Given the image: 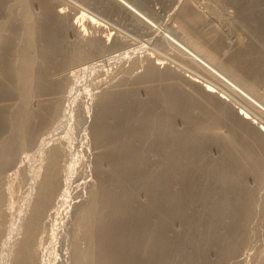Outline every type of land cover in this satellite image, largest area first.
Listing matches in <instances>:
<instances>
[{
  "label": "bare ground",
  "instance_id": "6f19581e",
  "mask_svg": "<svg viewBox=\"0 0 264 264\" xmlns=\"http://www.w3.org/2000/svg\"><path fill=\"white\" fill-rule=\"evenodd\" d=\"M5 1L0 0V11L6 8ZM40 1L43 5L41 6L43 13L39 18H34L31 15L28 1H20L17 2L16 7H10L8 18L13 13L16 14L22 33L18 38L23 42L22 47L16 53L13 52V62H9L10 46L17 36L16 28L18 26L16 27L13 19L6 20L0 25V70L4 79L17 86L16 93L20 94L22 101L21 106L14 110L15 113H12L15 116L14 121L12 120L13 123L10 119L12 134L9 135L11 136L4 143L3 141L0 143L2 144L0 147V171L4 166L13 162L17 148L32 144L36 131L38 133L36 126L39 121L44 120L42 119L43 114H41L43 111L31 112L29 110L28 104L31 98L50 93L52 99L56 93L61 94L65 85L63 86L64 83L61 80L58 82L51 80L50 71L69 62L88 58L99 47L98 43L92 44V41L90 49L78 45L73 50L71 49V53H65L66 51L64 52L63 46H61L63 40L62 17L51 10L50 0ZM121 1L130 11L136 14L140 13V10L132 4H128L125 0ZM179 16L180 26L193 35L188 36L187 43L195 51L172 36L164 38L205 68L218 81L239 92L254 106L264 110V105L249 91L238 86L232 78L212 64L221 62L208 51L210 49L207 50L202 46L203 44L194 35V23L197 15L184 9ZM88 17L91 22V17L89 15ZM149 24L154 25L151 21ZM71 28L76 29V25L72 24ZM197 52L204 53L208 60L202 58ZM257 61L255 53L246 51L238 54L231 63L238 66L236 68L244 70L246 65H249L253 71V69H260ZM224 66L238 80L242 79L236 72L233 73L232 68ZM169 75L171 76V74ZM169 75H162L155 66H150L143 74L142 79L150 84L149 81L159 82L162 77ZM168 82L170 83L154 90L149 85L151 91L148 94V99L144 102L137 98L136 82V89H133L134 85L129 88V83H127V89L123 86L124 89H122L121 85L119 86L121 89H118L117 86L113 87V90L114 88L117 90L107 92L97 103V113L91 127V134L96 149L99 183L92 201L85 208L83 221L85 247L74 252V264H81L82 259L86 260V264H201L206 257L200 252L201 247L198 248L199 250H187L181 241H179L180 244L174 242L168 220L175 218L178 220L182 218L187 226L197 232L205 247L221 246L228 249L229 253H234L241 243L243 222L248 214L247 210L250 208H248L249 200L252 199L248 198L245 187L242 185V175L245 172L257 173L261 171L259 169L261 167L259 166V153L264 147L262 136L264 130L259 128L256 131H251L250 126L247 127L250 123L248 112L239 109L240 112L235 114L233 111V113L228 111L229 108L224 107L226 97L217 94L211 83H202L195 76L179 78L176 83L171 80ZM250 83L246 82V87L251 91L254 87ZM130 86L132 85L130 84ZM141 86L143 87V84ZM144 86L147 87L146 90L149 89L148 86ZM12 93H15L13 89L0 82L1 99ZM51 93H54V96ZM11 96L10 98H12ZM0 104L2 106L1 102ZM9 105H11L10 102ZM59 106L57 102L48 101L43 108L47 113L55 115ZM160 106L162 108L164 106V108L158 110ZM10 107L8 108L10 109ZM6 111L0 109V131L7 124L8 119L4 115ZM12 116L10 117L12 118ZM52 116L49 115L51 119L54 118ZM176 116L182 117L190 125L192 131L190 139H185L186 134L183 135V131L179 132L173 127V120ZM33 118H39L38 124L32 122ZM231 123H235L237 126L234 127ZM244 124H246L245 130H241V126L243 128ZM226 126L229 127V133L224 139L221 129ZM255 127L258 126L255 125ZM255 127L254 129H256ZM134 135L139 137L135 140L132 138ZM213 143L219 144L223 148L221 160L213 162V167L208 172L209 176L220 185L219 192L215 193L214 190H207V192L204 189L212 198L210 206L205 208L202 213L200 211L199 216H193L194 213L193 217L187 216V209H185L187 201L191 202L194 199L191 197L188 200L189 195L192 194H189L187 189L188 180L192 177L196 165L198 166L204 161L200 159L207 146ZM149 152L161 153L160 158L163 159L164 164L160 169L150 168ZM59 156L61 155L56 147L47 150L46 173L44 172L45 176L36 186L37 193L34 195L36 197L30 204L29 213L21 228L23 237L11 254L10 261L13 264H40V259L36 254L37 248L40 246L37 240L39 233L45 228L46 216H51L49 211L52 207L50 205L59 184ZM198 160L201 162L198 163ZM101 161L107 162V171L100 170ZM129 183L137 184L144 190L147 198L146 203H137L134 193L126 188V184ZM200 187L202 188V186ZM226 209H228L227 212ZM221 228L224 229V232L221 231Z\"/></svg>",
  "mask_w": 264,
  "mask_h": 264
},
{
  "label": "rangeland",
  "instance_id": "374dc122",
  "mask_svg": "<svg viewBox=\"0 0 264 264\" xmlns=\"http://www.w3.org/2000/svg\"><path fill=\"white\" fill-rule=\"evenodd\" d=\"M6 1L4 3L6 8L0 11V25L6 20L13 19L16 27L18 26L16 40L13 39L11 43L13 47L10 46L9 62H13L14 53L22 47L23 42L18 38L22 33L16 14L13 13L8 18L10 7H16L17 2L28 1L31 15L34 18H39L43 13V7H41L43 5L40 0ZM50 1L51 10L62 17L63 40L61 46H63L64 52L66 51L65 53H71V49L73 50L78 45L90 49L92 41V44L98 43L99 47L96 49L97 52H93L88 58L69 62L50 71L51 80L56 82L61 80L64 83L63 94L61 92L63 96L60 93V96L58 93H56L58 96L51 93L54 96L51 99L50 93L49 95L48 93L43 94L45 97L42 94L36 95L34 96L36 99L32 97L28 104L31 112L43 111L44 113L41 114H43L42 119L44 120L39 121V118H33L32 122L38 124L39 121V124H36L38 133L36 131L37 135L35 134L32 146L17 148L13 162L4 166L0 171V264H13L10 261L11 254L23 237L21 228L29 213L30 204L36 197L34 196L37 193L36 186L45 176V158L47 150L52 147H56L61 155L58 159V161L60 160V163L58 162L59 184L50 205L52 207L49 211L51 216H46L45 228L39 235L37 234L40 246L37 248L36 254L40 259V264H74V252L85 247L83 239L85 208L92 201L99 183L96 149L92 142L91 127L97 113V103L107 92L117 90V88L113 90V87L117 86L119 89L121 85V88L123 86L127 89V83H129V88L134 85L133 89H136L137 82V98L144 102L148 99L151 87L154 90L169 84V80L176 83L179 78L195 76L202 83H211L217 94L226 97L224 107L229 108L228 111H233L235 114L239 109L248 112L250 123L247 127L250 126L251 131H256L259 128L264 130V110L254 106L239 92L218 81L205 68L164 38L172 36L177 41L191 47L187 43V38L193 35L180 26L179 15L184 9L195 13L197 18L194 23V35L203 44L202 46L207 50L210 49L208 51L221 62L212 64L264 105V0H125L140 10L138 14L130 11L122 4L121 0ZM82 13L83 16H81ZM88 15L92 19L91 22ZM143 17L144 19H142ZM146 20L151 21L154 25L152 26ZM72 24L76 25V29L71 28ZM192 49L195 51L194 48ZM246 51L255 53L261 70L253 69L251 71L252 68H249V65H246L244 70L236 68L238 66L231 63L238 54ZM198 54L208 60L204 53L199 52ZM224 65L232 68L233 73L236 72L242 79L238 80ZM150 66H155L162 75L171 74V76L162 77L161 81H156L157 84L154 81H149V84L148 81L142 79V76ZM166 81L168 83H165ZM0 82L7 84L15 92L11 94L12 96L0 98L2 103L0 109L7 110L4 115L8 119L7 124L0 131V143L2 141L4 143L11 136L9 134H12L10 119L13 123L12 120L14 121L15 118L12 113H15L14 110L21 106L22 101L20 94L16 93L17 86L4 79L1 70ZM246 82H251L254 89L248 90ZM144 85L149 89L146 90L147 87L145 88ZM38 97L40 98L38 99ZM9 98L12 100L8 101ZM4 99H7L5 105ZM48 101L57 102L60 105L57 115L52 114V116L44 111L43 106ZM9 106H11L10 109ZM163 108L160 106L158 110ZM49 115L54 118L51 119ZM231 124L234 127L237 126L235 123ZM244 125L243 128L241 126V130H245L246 124ZM255 125L258 127L256 128ZM252 126L256 129L251 128ZM173 127L179 132L183 131V135L186 134L185 139L191 138L190 125L182 117L174 118ZM226 127L221 129L224 139L229 133V127ZM263 133L264 131H262L264 139ZM138 137V135H134L132 138L136 140ZM222 151L223 148L219 144H209L200 159L204 161H197L201 163L196 165L192 177L188 180L187 189L189 194L192 193L188 200L191 197L194 199L191 202L187 201L190 203H187L185 208L188 210H186L187 216H199L200 211L202 213L205 208L210 206L212 198L206 193L207 190L219 192L220 185L209 176L208 172L212 169L213 162L221 160ZM260 153L259 166L261 167L259 169L261 171L257 173L245 172L242 175V185L245 187L248 198L252 199L249 200L248 208H250L247 210L248 214L243 222L242 241L236 252L229 253L228 249L221 246L205 247L201 243L198 233L187 226L182 218L168 220L174 242L179 244L182 242L181 244H185L187 250H199L198 248L201 247L200 252L206 256L203 264H264V147ZM160 154L159 152L148 153L151 159L150 168L153 170L160 169L164 164ZM208 159L210 160L208 161ZM100 163V170L107 171V162L101 161ZM126 188L134 193L137 203H146L145 192L140 186L129 183L126 184ZM227 211L228 209H226ZM190 229L193 231L192 233ZM221 231L224 232V229L221 228ZM192 237H196V240ZM81 264H86V260L82 259Z\"/></svg>",
  "mask_w": 264,
  "mask_h": 264
}]
</instances>
